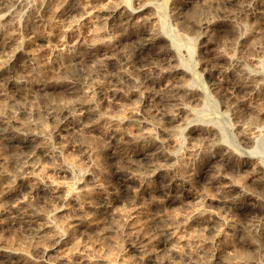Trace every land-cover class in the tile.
<instances>
[{"label":"rangeland","instance_id":"rangeland-1","mask_svg":"<svg viewBox=\"0 0 264 264\" xmlns=\"http://www.w3.org/2000/svg\"><path fill=\"white\" fill-rule=\"evenodd\" d=\"M16 1L17 3L15 0H10V3L9 0H0V3L2 2L3 6H7V14H10L2 16L1 18L3 21L0 18V33L3 36L12 35L11 37L13 40L8 46H5L7 48L4 47L3 49H0V51L3 50L4 53L6 49V51L11 52L14 47L20 45L21 38L30 33V35L34 37L32 38L33 40L30 39L28 43L22 45L24 50L27 49L29 53L33 50V53L31 54H34L33 56L36 55V57H34V63L38 64L40 67L39 69L28 70L26 72L27 75H24L23 71H21V66L26 61L23 55H17L18 57L10 63V65H13V69L16 70V73L19 74H16L19 78L20 76L22 77V75L26 78L22 77V80L25 81V83L22 81L24 84L21 83L23 86L19 84L21 85L20 87L24 89H21L19 85L16 87L14 84L7 83L8 77H5L7 76L5 75L6 72H2V75H0V89L2 91L4 89V91L2 92L0 90V124L3 123L4 125H9L11 121L16 122L17 124L19 122L18 125L23 123L21 125L22 127L24 126L27 130L31 129L28 131L31 133L34 132V135H38L37 138L39 139H37V143H40V145H38L41 149V153L38 162L37 177L30 178L25 175L27 170L20 177L25 176V181L30 186H36L38 181L43 182L48 189L58 192L60 191L64 200L61 203V201L50 196H46V198H38L37 195L30 192V189L24 190V187H22V184L18 179L20 172L23 171L26 156L25 152L11 147L7 141L4 140V137L0 136V178L2 179H0V247L2 246L1 248L5 249L7 246L11 245L12 247L9 246L7 248H13L12 250L10 249L12 252L17 250L16 253H24L25 255L30 254L28 257L31 261L42 258V254L40 253L41 246L42 249L52 247L51 255L58 254L59 256H57L66 264H85V261L89 258V256H87L89 254L91 256L88 260L89 264H98L96 260H100V264L103 262V264H159L160 261L184 264L185 260H190L194 264H237L238 262V264H264V189L262 188L261 183L255 180L259 179L261 174L252 175L257 162L264 164V98H261L264 93L253 90V92L249 94L238 95L233 92V86H231V82L228 78H223V73L226 71L232 70L233 72H237L244 68L251 73H258L264 76V25L261 24L257 15L253 17L249 14L244 16V13H233V11H231L232 13L223 14V7L220 5L221 3L219 2V5H217L218 0H209L210 2L208 0H185L186 2L184 0H166V3H164L165 0H121L127 2L130 10L138 11V17L140 18L137 17V20L135 19L136 21H131L122 27L110 28L105 23H101L104 22L101 18L98 19L95 14H93L95 17L91 15V18L85 19L81 22L80 26L73 27L72 31L68 32V30H65L66 27L63 23L67 26V23L72 20V18L70 20H68V18L62 20L61 15L67 11L69 6H72L74 9L77 8L73 12L75 14L74 16L77 17V13L80 11L78 7L80 4L84 5V3H86L85 1L89 2V9H93L94 7V9H96V5L97 8H104L107 5H110L109 3H117L120 2V0H113L115 2L112 0V2H110V0H63L62 2L65 4L61 3V0ZM201 1L204 2L201 4ZM262 1L264 5V0ZM215 2H217V4ZM211 3H214V6H211ZM100 4L103 5L101 6ZM138 4L142 7L141 10L137 8L139 7ZM2 5L0 7H2ZM74 5L78 6L76 7ZM194 7H203L204 11L202 14L207 15L208 20L211 19L216 23V27L213 30H210L211 33L204 34L205 37L202 38L201 34H199L200 31L195 25L196 23L193 21L192 11H190L193 10ZM14 9L16 10L14 11ZM155 11L158 13L161 12V14H158ZM52 12V17H50ZM57 14L59 16H57ZM13 15L17 16L14 17ZM11 16L12 18L14 17V20ZM35 16L37 17L35 18ZM222 17L225 19L224 26H217L219 24L218 22L220 20L222 21ZM200 18H202V15L199 19ZM59 19L64 22H59ZM37 21H40L41 24ZM7 22L10 25L7 24ZM103 24L105 25L102 27ZM151 27L154 31L163 33L164 37L158 41L157 45L161 49L168 50V55L173 58L170 63L165 65L166 69H170L174 66L181 67L186 71V75L184 74L182 76L181 82L185 85L197 87L202 91L200 92L202 97H200L201 100L192 101V103L190 102V105L188 103L189 106H187V112L186 110L182 111L184 113L181 112V114H179L178 117L176 116L174 120L165 121L163 118L160 119V110L157 114L154 108H148L142 104L148 93L162 92L167 89L169 83L171 84L172 79L171 77L168 78V75L166 74L167 70L164 69L165 67L162 68V71L165 70V73L158 72L157 70L154 72L153 77L155 83L148 86L149 88H146V90L144 88H140L142 90H139L138 87L135 89L134 86L133 88L130 85L124 84L122 87L124 89L121 90L123 91L122 96L115 98L111 97L112 80L110 74L113 69H126V71H123L122 69L121 71L126 74L130 73L129 75L132 74V78L136 79L135 71H137L136 68L138 65L135 60V46L138 45L139 38L145 30L151 29ZM156 27L160 28V30H157ZM35 29L37 30L35 31ZM79 29L80 31H77ZM248 29L250 31H248ZM251 29L256 30L257 32H251ZM12 30L13 32H11ZM244 30L247 31L244 32ZM168 31L170 35L168 34ZM51 32L53 35L50 34ZM66 33H70L72 36L76 34L79 38L83 39L85 44L88 43L87 46L92 40L94 43L92 44L91 42V51L94 50L93 52L96 55V59H100L101 57L104 58L103 56H110L112 58L110 63L112 66H106L105 76L92 72V68L95 66L93 60H87L83 66H66V64L63 63L65 62L63 61L64 59L55 55L53 49L63 48V46L60 45V41L64 38ZM179 33L181 34L179 35ZM256 33H258L259 36H256ZM177 35L183 36L182 38H179ZM255 36L257 37V43ZM87 38H89V40ZM172 39L175 41L172 42ZM46 40L47 42H45ZM95 40H98V42ZM248 40H250V43ZM253 41L256 44H253ZM172 43H174V46ZM13 44L18 45L13 46ZM177 44H181V46L178 47ZM250 44H253L254 46ZM28 45L31 48V52ZM45 45H47V47ZM201 50L204 51L202 52ZM112 52H114V54ZM0 55L1 60L5 59V53H0ZM19 66L20 68H18ZM82 70H87V74L85 75V73H83L84 78L81 79V81L79 80L75 82L78 86L77 94L70 92L67 90L66 85L69 81L72 82L71 78H80L81 76L79 75ZM89 70L90 72H88ZM18 71L20 73H18ZM32 71L35 72L32 74ZM57 74H59L58 76L60 77H58ZM53 76H57L55 78L58 79L56 80ZM61 77L63 78V81L61 80ZM3 78H5L6 81ZM213 81L216 83L218 81V84H220L219 82L222 83L220 86L217 85V88L215 87L213 89L210 87V83ZM3 84L4 86H2ZM44 84L46 85V88L42 89L41 87ZM16 91L17 93H15ZM257 92L258 94H256ZM82 95L87 96L96 103V105L93 106V129L82 130L80 129L79 121H75V123H71L68 126L69 130H60L57 127L58 125H54V121L46 118L44 111L45 108L50 105H55V107L58 108L64 107L61 109L62 111L65 110L66 107L69 110V113L78 112V105L76 104L78 101H76V99ZM202 100L203 103H200ZM98 104L100 105L99 107H97ZM175 107L176 106H173L169 110L173 112ZM234 107L235 109H233ZM191 111L194 113L191 114ZM38 115L40 116V120L38 119ZM64 115L66 116V114ZM135 119H138L141 123H138ZM40 121L44 124V128H46L45 130ZM28 125L29 128H27ZM241 127L247 130H242ZM173 129L175 130L173 131ZM204 131L207 132L205 133ZM219 131L222 134H220ZM144 132L146 134H144ZM210 132L212 134L216 133L211 135ZM114 133H116V135L123 141L131 139L128 141L130 142V146L121 147L122 145L119 143L110 140L108 136ZM143 134L147 135V137H143ZM140 135H142V137ZM137 136L140 138H137ZM245 136L252 137V142L248 145L241 143L242 139L245 140ZM131 137L135 138L133 142ZM220 137L225 139H220ZM208 140H212L213 145H211V141L209 142ZM154 145L155 147L158 146L159 149H163L166 153H169V157L166 160H158L159 162L157 161L154 164V167L150 168L137 167V169L136 167H128L126 171L132 177V180L129 182V189H131L129 191L136 194L138 193L139 196H137L135 200L127 199V193L124 190L115 189L112 185L114 180L115 157H118L127 147L137 151L153 147ZM160 146L162 148H160ZM231 150L233 151V154L231 153ZM243 150L254 151L255 153L253 152L254 154L251 156L253 158L248 159L247 164L239 169L241 160L244 161L247 159L245 158L246 155L243 154ZM256 152H258V154ZM229 153L230 155H228ZM219 158L222 159V162L224 161L223 163L220 161L223 165L219 162ZM170 161H174V163L172 162V164H170ZM169 164L170 167H168ZM224 165L225 167H223ZM208 166L210 167L208 168ZM153 168L156 169L154 170ZM62 169L65 171H61ZM169 177L175 179V183L177 182L176 184H178L181 190L184 188L183 190H185V194L187 195L185 201L172 204L169 202L170 195L166 194V196L165 193H161L160 183L162 185L164 181L163 179ZM210 179L213 180L209 182ZM219 199H223L224 202H219ZM97 200L99 202L102 201L103 203L111 202L112 207H107L102 210L101 213L100 211H97V209L89 207L91 203L93 204ZM24 201H31L37 204L36 210L39 208V211H41L40 213L44 214L45 212L46 218H48L51 223H54L51 224V228L44 230V232L38 235L33 231H26L22 225L13 223L12 220H14L15 214L13 209L10 211V208L16 207ZM61 204L64 205V208L58 213H54L53 210ZM173 205L175 206L173 207ZM75 216L79 218L84 216L86 219H83L89 222L88 225L83 227L84 229L75 228L71 230V232L67 229V225L71 224L72 217ZM54 217L55 220H53ZM159 217H161L160 219L163 222L165 221L169 225L173 222V225L171 224L172 229L174 228L172 238L174 241L172 240V243L175 242L178 245L179 252L177 254L169 253L167 249L164 251L165 249L156 248V238L153 240L154 236L157 237L156 232L152 228H149L148 225L159 220ZM211 221H216L219 225V228L216 231H212L210 227L207 226ZM113 223L116 225L113 226ZM133 224L135 226H133ZM111 227H115L116 229H112ZM132 227H134V231L132 230ZM135 228L137 232L135 231ZM234 228H236V230ZM253 229L255 231H253ZM61 230H64V233ZM115 230L118 233H116ZM53 231H55V233H53ZM93 231L96 234H94ZM82 232L84 233L82 234ZM131 232L136 233L132 234ZM32 233L34 234L32 235ZM56 233L58 235H56ZM116 234L118 235L117 239ZM254 234L255 239L258 238V240L256 239L257 242L255 241L256 243L254 242ZM59 235L62 236V245L54 246V239ZM86 235L87 237H85ZM101 235H103V237H101ZM131 235L134 236L132 237ZM138 237L144 241V246L141 247L142 249L139 248L133 250V248H129V242H134ZM246 243H248V245ZM143 247L145 250H143ZM237 248L241 251L239 254ZM242 249H246L245 252H242ZM18 250H22L23 252ZM26 250L28 253H26ZM60 254L63 256H60ZM243 254H245L244 257H242ZM53 255L51 257L55 256ZM146 255H151V258L149 260H144ZM96 257H98V259ZM223 258L228 262L226 263ZM93 261H95V263ZM21 262L26 264L23 261Z\"/></svg>","mask_w":264,"mask_h":264},{"label":"bare ground","instance_id":"bare-ground-1","mask_svg":"<svg viewBox=\"0 0 264 264\" xmlns=\"http://www.w3.org/2000/svg\"><path fill=\"white\" fill-rule=\"evenodd\" d=\"M19 1V0H18ZM21 1V0H20ZM45 1V0H44ZM57 1V0H56ZM63 0H61L60 2L61 3H64V2H62ZM78 1H80V0H78ZM113 1V0H112ZM111 0H110V2H112ZM164 1V0H163ZM181 1H183V0H181ZM180 1V2H181ZM185 1V0H184ZM204 1H206V0H204ZM204 1H201V4L204 2ZM209 1V0H208ZM9 2H10V0H9ZM12 2V1H11ZM10 2V3H11ZM15 2L17 3V1L15 0ZM41 2V1H40ZM50 2V1H49ZM66 2V1H65ZM86 3H84V5H79V9H80V11L77 13L78 15H77V17L76 16H74L75 14L73 13L74 12V10H76V9H74L72 6H69L68 7V9H67V11H65L61 16H62V20H64V19H67L68 18V20H70L71 18H72V20H70L68 23H67V26H66V24L65 23H63L62 22V20H60L59 19V22H62L64 25H65V27H66V29L65 30H68V32H71L72 31V28L73 27H77V26H80L81 25V22L82 21H84L85 19H88V18H91L92 16L91 15H93V14H95V16L99 19V18H101L104 22H101V23H105L106 25H108V27H110V28H114V27H122L123 25H126V24H128V23H130L131 21H134L138 16H139V13H138V11L136 12V11H133V10H130L129 8H128V4H127V2L126 1H121L120 0V2H117V3H109L110 5H107L106 7H104V8H97V5H96V9H94L93 7H91V8H93V9H89L88 7H89V2L88 1H85ZM113 2H115V1H113ZM186 2V1H185ZM192 2V1H191ZM210 2V1H209ZM212 2V1H211ZM219 2L221 3L220 5L223 7V9H222V13L223 14H227V13H230L231 11H233V13L234 12H237V13H244V16L246 15H251V17H253V16H256L257 15V18H259V20H260V22H261V24L262 25H264V5H263V1L262 0H218V4H217V2H215L217 5H219ZM5 3H6V1H5ZM15 3V4H16ZM24 3V2H23ZM30 4H32L31 2H29ZM39 3V2H38ZM47 3V2H46ZM70 3V2H69ZM77 3V2H76ZM79 3H82V2H79ZM93 3H95V2H93ZM92 3V4H93ZM97 3V2H96ZM106 3V2H105ZM164 3H166V0L164 1ZM184 3V2H183ZM194 3V2H193ZM199 3V2H198ZM208 3V2H207ZM19 4H20V2H19ZM18 4V5H19ZM42 4V3H41ZM45 4V3H44ZM65 4V3H64ZM71 4H72V2H71ZM78 4V3H77ZM90 4H91V2H90ZM97 4H99V3H97ZM156 4V3H155ZM168 4V3H167ZM182 4V3H181ZM215 4V5H216ZM2 5V2L0 3V6ZM5 5V4H4ZM13 5H14V3H13ZM50 5V4H49ZM59 5H60V3H59ZM101 5V4H100ZM103 5V4H102ZM101 5V6H102ZM175 5V4H174ZM185 5V4H184ZM200 5V4H199ZM216 5V6H217ZM20 6V5H19ZM23 6V5H22ZM40 6V5H39ZM66 6V5H65ZM74 6H76V5H74ZM78 6V5H77ZM76 6V7H77ZM138 6H139V4H138ZM182 6V5H181ZM197 6V5H196ZM202 6V5H201ZM211 6H214V3L212 4L211 3ZM210 6V7H211ZM9 7H10V4H9ZM15 7V6H14ZM154 7H156V6H154ZM158 7V6H157ZM174 7V6H173ZM61 8V7H60ZM65 8V7H64ZM138 9H140L141 10V6H139V7H137ZM169 8V7H168ZM171 8V7H170ZM206 8V7H205ZM37 9V8H36ZM78 9V10H79ZM137 9V10H138ZM186 9V8H185ZM207 9V8H206ZM208 9H209V7H208ZM16 9H14V11H15ZM43 10V9H42ZM50 10H51V8H50ZM54 10V9H53ZM64 10V9H63ZM146 10V9H145ZM175 10V9H174ZM212 10V9H211ZM14 11H13V13H14ZM37 11V10H36ZM190 11H192V18H193V21L196 23L195 25H196V27L198 28V30L200 31V33L199 34H201V38L202 37H205V35L204 34H207V33H209L210 32V30H213L215 27H216V23L215 22H213V20H211V19H207V15H203L202 13H203V11H204V8L203 7H194L193 8V10H190ZM210 11V10H209ZM209 11H208V15H209ZM10 12V11H9ZM40 12V11H39ZM48 12V11H47ZM156 13H158L157 11H155ZM171 12V11H170ZM8 13V8H7V6H3L2 5V7H0V18L2 17V16H5V15H10V14H7ZM59 13V12H58ZM62 13V12H61ZM175 13V12H174ZM232 13V12H231ZM49 14V13H48ZM52 14H53V12L51 13V16L50 17H52ZM158 14H161V12L160 13H158ZM178 14V13H177ZM206 14V13H205ZM38 15V14H37ZM44 15V14H43ZM179 15V14H178ZM177 15V16H178ZM202 15V18H200L199 19V17ZM231 15V14H230ZM236 15V14H235ZM14 16V15H13ZM15 16H17V15H15ZM14 16V17H15ZM39 16V15H38ZM57 16H59L58 14H57ZM94 15H93V17H95ZM141 16V15H140ZM159 16V15H158ZM13 17V18H14ZM37 16H35V18H36ZM46 17V16H45ZM225 17V16H224ZM228 17H230V16H228ZM236 17V16H235ZM7 18H8V16H7ZM11 18H12V16H11ZM12 18V19H13ZM58 18V17H57ZM138 18H140V17H138ZM191 18V19H192ZM223 18V17H222ZM226 18V17H225ZM11 19V20H12ZM159 19H161V18H159ZM1 20L3 21V19L1 18ZM14 20V19H13ZM16 20V19H15ZM31 20V19H30ZM41 20V19H40ZM46 20V19H45ZM101 20V21H102ZM137 20V19H136ZM135 20V21H136ZM178 20V19H177ZM229 20V19H228ZM235 20V19H234ZM6 21H7V19H6ZM22 21V20H21ZM48 21V20H47ZM92 21V20H91ZM98 21V20H97ZM158 21V20H157ZM181 21V20H180ZM224 21H225V19L223 18L222 19V21L220 20L218 23V25L217 26H222L223 24H224ZM12 22V21H11ZM10 22V23H11ZM34 22H35V20H34ZM38 22V21H37ZM40 22V21H39ZM38 22V23H39ZM51 22V21H50ZM89 22H90V20H89ZM99 22H100V20H99ZM141 22V21H140ZM143 22V21H142ZM2 23V22H1ZM17 23V22H16ZM15 23V24H16ZM23 23V22H22ZM21 23V24H22ZM26 23V22H25ZM88 23V22H87ZM133 23V22H132ZM138 23V22H137ZM160 23V22H159ZM158 23V24H159ZM178 23V22H177ZM7 24H9L8 22H7ZM33 24V23H32ZM40 24H41V22H40ZM83 24V23H82ZM105 24H103L102 25V27L105 25ZM228 24V23H227ZM10 25V24H9ZM8 25V26H9ZM36 25H37V23H36ZM63 25V26H64ZM86 25V24H85ZM131 25V24H130ZM140 25V24H139ZM161 25V24H160ZM0 26H1V24H0ZM7 26V25H6ZM32 26H34V25H32ZM38 26V25H37ZM43 26V25H42ZM83 26H84V24H83ZM138 26V25H137ZM224 26V25H223ZM231 26V25H230ZM252 26V25H251ZM16 27V26H15ZM23 27V26H22ZM99 27V26H98ZM101 27V28H102ZM146 27H147V25H146ZM158 27H159V25H158ZM253 27V26H252ZM264 27V26H263ZM11 28V27H10ZM14 28V27H13ZM27 28V27H26ZM29 28V27H28ZM38 28H39V26H38ZM81 28V27H80ZM124 28V27H123ZM144 28V27H143ZM157 28V27H156ZM164 28V27H163ZM162 28V29H163ZM166 28V27H165ZM186 28V27H185ZM184 28V29H185ZM240 28V27H239ZM248 28V27H247ZM3 29V28H2ZM6 29V28H5ZM23 29H24V27H23ZM30 29H31V27H30ZM76 29V28H75ZM151 29H152V27H151ZM147 29V30H145V32L142 34V36L139 38V42H138V45L137 46H135L136 47V50H135V52H136V63H137V65H138V67L136 68L137 69V71H135L136 73V79H133L132 78V74L131 75H129L130 73H123L122 71H121V69H119L118 67V69H113V71H112V73L110 74V76H111V80H112V83H111V97H113V98H115V97H118V96H122V92L123 91H121L122 89H124V88H122L123 87V85L125 84V85H130V86H134L135 87V89H136V87H138L139 88V90H142L143 88L146 90V88H149L148 86H150L151 84H154L155 83V79H154V77H153V75H154V72L157 70L158 72H164V71H162V68L163 67H165V65L166 64H168V63H170L171 61H172V57H170L169 55H168V53H169V51L168 50H164L163 48L161 49V48H159L158 47V41L161 39V38H163L164 37V35H163V33H159V31L158 32H156V31H154V29ZM160 30V28H157V30ZM162 29H161V31H162ZM231 29V28H230ZM246 29V28H245ZM250 29V28H249ZM248 29V31H250ZM15 30V29H14ZM25 30V29H24ZM28 30V29H27ZM32 30V29H31ZM30 30V31H31ZM33 30H34V28H33ZM37 29H35V31H36ZM98 30V29H97ZM108 30H109V28H108ZM113 30V29H112ZM118 30V29H117ZM156 30V29H155ZM173 30V29H172ZM196 30V29H195ZM194 30V31H195ZM235 30V29H234ZM252 30V29H251ZM4 31V30H3ZM39 31V30H38ZM49 31V30H48ZM77 31H80V29L79 30H77ZM95 31H96V29H95ZM94 31V32H95ZM127 31V30H126ZM197 31V30H196ZM245 31H247V30H244V32ZM253 31H255V32H257L256 30H252L251 32H253ZM5 32V31H4ZM3 32V33H4ZM7 32V31H6ZM10 32V31H9ZM11 32H13V30L11 31ZM27 32V31H26ZM28 32H29V30H28ZM74 32V31H73ZM72 32V33H73ZM250 32V33H251ZM17 33V32H16ZM23 33V32H22ZM31 33H32V31H31ZM48 33V32H47ZM76 33V32H75ZM74 33V34H75ZM81 33V32H80ZM110 33V32H109ZM211 33V32H210ZM11 34V33H10ZM19 34H21V33H19ZM24 34H25V32H24ZM34 34H36V33H34ZM37 34H39V33H37ZM50 34H52V32L50 33ZM78 34V33H77ZM83 34H84V32H83ZM95 34V33H94ZM121 34V33H120ZM124 34V33H123ZM168 34H169V31H168ZM174 34V33H173ZM177 34H178V32H177ZM181 33H179V35H180ZM196 34V33H195ZM243 34V33H242ZM253 34V33H252ZM14 35V34H13ZM29 35H30V33H29ZM28 34H26L23 38H21V42H20V45L19 46H17V47H14L13 49H12V51L11 50H9V51H11V52H8V51H6V49H5V55H6V57H5V59H3V60H1L0 59V75H2V72L4 71V72H6V74L5 75H7V76H5V77H8V79H7V83H10V84H14V85H16V87H17V85H19V84H21L22 83V77H23V75H22V77L20 76V78L17 76V75H19V74H17L16 73V70H14L13 68V65H10V63H12L14 60H15V58L16 57H18L17 55H23L24 57H25V62H24V64L21 66V71H23V73H24V75L26 74L27 75V71L28 70H34V69H39V65L38 64H35L34 63V57H36V55L35 56H33L31 53H33V50H32V52H31V48H30V46L28 47L29 49H30V52L31 53H29L28 52V50L26 51V50H24V48H23V45L24 44H26V43H28V41L31 39V40H33L32 38H34V37H32L31 35L29 36ZM32 35H33V33H32ZM40 35V34H39ZM38 35V36H39ZM42 35H44V34H42ZM53 35V34H52ZM82 35V34H81ZM80 35V36H81ZM104 35V34H103ZM102 35V36H103ZM122 35V34H121ZM170 35V34H169ZM179 35H177V36H179ZM184 35V34H183ZM182 35V36H183ZM249 35H251V34H249ZM256 36L258 35V33H256L255 34ZM12 36V35H11ZM11 36H8V35H6V36H3L1 33H0V49H3L5 46H8V44L9 43H11L13 40H12V37ZM15 36V35H14ZM34 36V35H33ZM45 36V35H44ZM74 36H77L76 34L74 35ZM74 36H72L70 33H66L65 34V36H64V38L60 41V45L61 46H63V48H61V49H53L54 50V52H55V55L56 56H60V57H62L64 60L63 61H65V62H63V63H65L66 64V66H83L84 64H85V62H87V60H90V61H92L93 60V62H94V64H95V66H94V68H92V72H94V73H97V74H101V75H106V66L107 65H110V63H111V57L110 56H103V55H101V56H103L104 58H100V59H96L95 58V54H94V50L93 51H91V49H92V45H91V42H92V40H91V42L90 41H88V42H90L89 43V45L87 46V44H85L84 42H83V39L82 38H79L78 36L77 37H74ZM91 36V35H90ZM182 36H179V38H182ZM197 36H199V35H197ZM207 36V35H206ZM209 36V35H208ZM238 36V35H237ZM252 36V35H251ZM250 36V37H251ZM255 36V37H256ZM259 36V35H258ZM19 37V36H18ZM37 37V36H36ZM47 37V36H46ZM84 37V36H83ZM97 37V36H96ZM195 37V36H194ZM14 38V37H13ZM39 38V37H38ZM99 38V37H98ZM104 38V37H103ZM112 38V37H111ZM115 38V37H114ZM121 38V37H120ZM120 38H119V40H120ZM123 38V37H122ZM126 38V37H125ZM188 38V37H187ZM253 38V37H252ZM261 38H263V37H261ZM261 38H260V40H261ZM85 39H86V35H85ZM88 40H89V38H87ZM90 39H91V37H90ZM184 39V38H183ZM211 39V38H210ZM48 40V39H47ZM47 40L45 41V42H47ZM164 40V39H163ZM250 40H251V38H250ZM250 40H248V42L250 41ZM15 41H19V40H15ZM96 42H98V40H95ZM112 41V40H111ZM134 41V40H133ZM138 41V40H137ZM175 40H173L172 39V42H174ZM184 41V40H183ZM254 41H255V39H254ZM254 41H253V44H256L257 43V37H256V43H254ZM263 41V40H262ZM86 42V41H85ZM13 43H16V42H13ZM31 43V42H30ZM33 43V42H32ZM94 42H92V44H93ZM100 43H102V42H100ZM117 43V42H116ZM246 43V42H245ZM250 43V42H249ZM252 43V42H251ZM259 43H260V41H259ZM23 44V45H22ZM97 44V43H96ZM103 44V43H102ZM174 43H172V45H173ZM247 44V43H246ZM253 44H250V45H252V46H254ZM11 45V44H10ZM16 45H18V44H13V46H16ZM49 45V44H48ZM178 45V44H177ZM44 46V45H43ZM46 47H47V45H45ZM102 46V45H101ZM125 46V45H124ZM174 46V45H173ZM179 46H181V44L180 45H178V47ZM202 46H205V45H202ZM256 46V45H255ZM258 46V45H257ZM55 47V46H54ZM57 47V46H56ZM94 47V46H93ZM161 47H162V45H161ZM176 47V46H175ZM250 47V46H249ZM5 48H7V47H5ZM40 48V47H39ZM42 48V47H41ZM126 48V47H125ZM164 48H166V47H164ZM204 48H206V47H204ZM254 48V47H253ZM50 49V48H49ZM52 49V48H51ZM95 49V48H94ZM124 49V48H123ZM247 49H248V47H247ZM8 50V49H7ZM97 50V49H96ZM100 50V49H99ZM104 50V49H103ZM125 50V49H124ZM180 50V49H179ZM171 51V50H170ZM175 51V50H174ZM187 51V50H186ZM202 51V50H201ZM204 51V50H203ZM202 51V52H203ZM250 51V50H249ZM7 52V53H6ZM257 52V51H256ZM0 53H2V54H4L3 53V50H1L0 51ZM35 53V52H34ZM101 53V52H100ZM104 53V52H103ZM113 54H114V52H112ZM188 53V52H187ZM262 53V52H261ZM52 54V53H51ZM112 54V55H113ZM4 55V56H5ZM98 55V54H97ZM173 55V54H172ZM201 55V54H200ZM1 56V55H0ZM3 56V55H2ZM174 57V56H173ZM1 58H3V57H1ZM20 58V57H19ZM22 58V57H21ZM59 58V57H58ZM213 59V58H212ZM17 60V59H16ZM24 60V59H23ZM38 60V59H37ZM175 60H176V58H175ZM197 60V59H196ZM60 61H61V59H60ZM201 61V60H200ZM20 62V61H19ZM37 62V61H36ZM197 62V61H196ZM199 62V61H198ZM21 63H23V62H21ZM126 63H127V61H126ZM130 63V62H129ZM42 64V63H41ZM93 64V65H94ZM116 64V63H115ZM258 64V63H257ZM114 65V64H113ZM117 65V64H116ZM121 65V64H120ZM126 65V64H125ZM130 65V64H129ZM169 65H171V64H169ZM193 65V64H192ZM259 65V64H258ZM110 66H112V65H110ZM115 66V65H114ZM173 66V65H172ZM59 67H61V66H59ZM168 67V66H167ZM242 67H244V66H242ZM18 68H20V66L18 67ZM62 68H65V67H62ZM91 68H90V70H91ZM168 68H170V67H168ZM41 69V68H40ZM46 69V68H45ZM67 69V68H66ZM164 69H166V67L164 68ZM18 70V69H17ZM42 70V69H41ZM44 70V69H43ZM90 70L88 71V72H90ZM123 70V69H122ZM167 71H166V74L168 75V78L169 77H171V79H172V82H171V84L169 83V86H167V89H165L164 91H162V92H157V93H148V95L144 98V101L142 102V104H143V106H145V107H148V108H154V110L156 111V113L158 114V112H159V110H160V119H164L165 121L167 120H174V118H176V116L178 117V115L179 114H181V112L182 111H184V110H186V112H187V106H189L190 105V102L192 103V101L194 102V101H198V100H201L200 99V97H201V93L200 92H202L200 89H198L197 87H192V86H190V85H185V84H183L182 82H181V79H182V76L185 74L186 75V71L184 70V69H182L181 67H179V66H174V67H171L170 69H166ZM215 70V69H214ZM59 71V70H58ZM69 71V70H68ZM123 71H126V69L125 70H123ZM239 71V72H238ZM237 72H233L232 70H229V71H226L225 73H223V78L224 79H226V78H228V80L231 82V86H233L232 88H233V92H235L236 94H242V95H246V94H249V93H251V92H253V90H257L258 92L259 91H261L262 93H264V76H262V75H260V74H258V73H251V72H249L248 70H246L245 68L244 69H240V70H238ZM29 72H31V71H29ZM28 72V73H29ZM33 72H35V71H32V74H33ZM37 72H39V71H37ZM43 72V71H42ZM81 72V74L79 75V76H81L80 78H75V77H73V78H71L72 79V82H68V84L66 85L67 86V90H69L70 92H74V93H76L77 94V88H78V86L76 85V81H81V79H83L84 77H83V73H85V75L87 74L86 72H87V70L85 71V70H82V71H80ZM18 73H20L19 71H18ZM22 73V74H23ZM45 73V72H44ZM59 73V72H58ZM63 73V72H62ZM165 73V72H164ZM212 73V72H211ZM17 74V75H16ZM47 74V73H46ZM134 74V75H135ZM48 75V74H47ZM59 74H57V76H58ZM60 75H62V74H60ZM67 75V74H66ZM65 75V76H66ZM166 75V76H167ZM57 76H55V77H57ZM64 76V75H63ZM68 76H70V75H68ZM78 76V77H79ZM190 76V75H189ZM195 76V75H194ZM2 77V76H1ZM4 77V76H3ZM31 77V76H30ZM54 76H53V78H55ZM58 77H60V76H58ZM23 78H25V77H23ZM29 78V77H28ZM48 78H49V76H48ZM48 78H47V80H48ZM65 78V77H64ZM68 78V77H67ZM196 78V77H195ZM3 79H5V78H3ZM26 79V78H25ZM45 79V78H44ZM51 79V78H50ZM49 79V80H50ZM56 79V78H55ZM58 79V78H57ZM56 79V80H57ZM60 79V78H59ZM28 80H30V79H28ZM54 80V79H53ZM61 80L63 81V78L61 77ZM70 80V79H69ZM74 80V81H73ZM157 80V79H156ZM191 80V79H190ZM2 81V80H1ZM5 81H6V79H5ZM11 82H13V83H11ZM24 83H25V81H23ZM27 82H29V81H27ZM50 82V81H49ZM183 82H184V80H183ZM190 82V81H189ZM209 82V81H208ZM24 83H22V84H24ZM30 83V82H29ZM52 83V82H51ZM82 83V82H81ZM220 84H218V81H217V83L216 82H211L210 83V87H212L213 89L218 85V86H220L221 85V83L222 82H219ZM21 84V85H22ZM1 85V84H0ZM21 85H19V87L21 86ZM48 85V84H47ZM54 85V84H53ZM2 86H4V84L2 85ZM23 86V85H22ZM199 86H200V84H199ZM14 87V86H13ZM39 87H41V86H39ZM49 87V86H48ZM133 87V88H134ZM209 87V88H210ZM1 88V87H0ZM21 88V87H20ZM26 88V87H25ZM42 89H45L46 88V85L44 84L42 87H41ZM140 88H142V89H140ZM217 88V87H216ZM19 89V88H18ZM21 89H24V88H21ZM205 89V88H204ZM1 90V89H0ZM41 90V89H40ZM218 90V89H217ZM2 91V90H1ZM3 91H4V89H3ZM2 91V92H3ZM18 91V90H17ZM17 91L15 92V93H17ZM30 91V90H29ZM26 92V91H25ZM258 92L256 93V94H258ZM21 93V92H20ZM210 93V92H209ZM4 94V93H3ZM27 94V93H26ZM25 94V95H26ZM29 94V93H28ZM261 94V93H260ZM6 95V94H5ZM10 95H12V94H10ZM9 95V96H10ZM17 95V94H16ZM19 95V94H18ZM25 95H24V97H25ZM95 95V94H94ZM93 95V96H94ZM97 95V94H96ZM123 95H124V93H123ZM20 96V95H19ZM91 96H92V94H91ZM90 96V97H91ZM256 96V95H255ZM12 97V96H11ZM249 97V96H248ZM251 97V96H250ZM13 98V97H12ZM96 98H97V96H96ZM202 98V97H201ZM261 98H264V94H263V97L261 96ZM19 99V98H18ZM17 99V100H18ZM98 99V98H97ZM263 100V99H262ZM3 101H4V99H3ZM22 101V100H21ZM27 101V100H26ZM76 101H78L76 104L78 105L77 106V109H78V112H76V113H69V110L65 107V110H61V109H63V108H58V107H55V105L53 106V105H50V106H48V107H46L45 108V115H46V118H49V119H51V121H54L55 123H54V125H58L57 127L60 129V130H65V129H68V126L71 124V123H75V121H79V126H80V129H82V130H91V129H93L94 128V121H93V116H94V108H93V106L94 105H96V103H94V101L92 100V99H90V98H88L87 96H84V95H82L81 97H77V99H76ZM98 101H99V99H98ZM98 101H97V103H98ZM258 101V100H257ZM203 103V100L202 101H200V103ZM188 103H189V105H188ZM11 104H13V103H11ZM75 104V105H76ZM1 105V104H0ZM25 105V104H24ZM34 105V104H33ZM204 105V104H203ZM228 105H229V103H228ZM237 105V104H236ZM257 105V104H256ZM4 106V105H3ZM26 106H28V105H26ZM31 106V105H30ZM29 106V107H30ZM100 105L98 104V106L97 107H99ZM173 106H176L175 107V110H173V112H171L169 109L171 108V107H173ZM233 106V105H232ZM238 106V105H237ZM2 107V106H1ZM3 108V107H2ZM96 108V107H95ZM230 108H231V103H230ZM98 109V108H97ZM189 109V108H188ZM233 109H235V107L233 108ZM2 110V109H1ZM96 110V109H95ZM231 110V109H230ZM239 111V110H238ZM96 112V111H95ZM150 112V111H149ZM236 112V111H235ZM234 112V113H235ZM29 113V112H28ZM38 113V112H37ZM41 113V112H40ZM182 113H184V112H182ZM188 113H189V111H188ZM194 112H192L191 111V114H193ZM4 114V113H3ZM64 114H66V116L64 115ZM184 115V114H183ZM39 116V115H38ZM37 116V117H38ZM42 116H43V114H42ZM41 116V117H42ZM264 116V115H263ZM242 117V116H241ZM43 118V117H42ZM253 118V117H252ZM39 120H40V116H39V118H38ZM159 119V118H158ZM158 119H157V121H158ZM264 119V118H263ZM16 120V119H15ZM46 120V119H45ZM135 120H137L138 121V123H141L138 119H135ZM245 120H246V118H245ZM249 120V119H248ZM38 121V120H37ZM243 121V120H242ZM250 121V120H249ZM256 121V120H255ZM41 122V124H43L42 123V121H40ZM39 122V123H40ZM244 122V121H243ZM243 122H242V124H243ZM45 123V122H44ZM57 123V124H56ZM184 123V122H183ZM182 123V124H183ZM250 123H252V122H250ZM258 123V122H257ZM256 123V124H257ZM18 124H19V122H18ZM16 122H14V121H11L10 122V124L9 125H4L3 123L2 124H0V136H2V137H4V140L5 141H7V143L11 146V147H14V148H17V149H19L20 151H22V152H25V162H24V165H23V171L22 172H20V175H19V179L18 180H20L19 182L22 184V187H24L23 189L24 190H27V189H30V192L31 193H33V194H35V195H37V197L38 198H46V196H50V197H53L54 199H56V200H58V201H61V203L63 202V200H64V198H62V196H61V194H60V191L58 192V191H55V190H50V189H48L47 187H46V185L43 183V182H41V181H38L37 182V185L36 186H30L29 184H27V182L25 181V179H26V177L24 176V177H20V176H22L23 175V173L27 170V172H26V174L25 175H27L28 177H30V178H35V176H36V174H37V170H38V162H39V160H40V153H41V149H40V147H39V145H40V143H37L38 141H37V139H39V138H37V136L38 135H34L33 133H31V132H29L27 129H25V127L23 126H21V125H18ZM204 124V123H203ZM246 124H247V122H246ZM254 124V123H253ZM53 125V126H54ZM201 125V124H200ZM205 125V124H204ZM217 125V124H216ZM26 126V125H25ZM180 126V125H179ZM197 126V125H196ZM202 126V125H201ZM205 126H207V125H205ZM209 126V125H208ZM243 126V125H242ZM210 127V126H209ZM240 127V126H239ZM27 128H29V125H28V127ZM43 128H44V124H43ZM203 128V127H202ZM208 128V127H207ZM206 128V129H207ZM39 129V128H38ZM38 129H37V131H38ZM46 128H44V130H45ZM172 129V128H171ZM178 129V128H177ZM205 129V130H206ZM210 129V128H209ZM241 129L242 130H245V128H242L241 127ZM69 130V129H68ZM175 129H173V131H174ZM247 130V129H246ZM245 130V131H246ZM197 131V130H196ZM41 132H42V130H41ZM44 132V131H43ZM147 132V131H146ZM205 132V131H204ZM207 132V131H206ZM205 132V133H206ZM212 132V131H211ZM210 132V133H211ZM240 132V131H239ZM243 132V131H242ZM45 133V132H44ZM112 133V132H111ZM147 133H149V132H147ZM196 133V132H195ZM216 133V132H215ZM214 133V134H215ZM219 133H220V131H219ZM119 134V133H118ZM144 134H146L145 132H144ZM143 134V137H147V135H144ZM151 134V133H150ZM214 134H212L211 133V135H214ZM220 134H222V133H220ZM219 134V135H220ZM243 134V133H242ZM209 135V134H208ZM121 136H122V134H121ZM141 137H142V135H140ZM202 136L204 137V135L202 134ZM206 136V135H205ZM221 136V135H220ZM243 136H244V134H243ZM109 137V139L110 140H112V141H114V142H116V143H119L120 145H122L121 147H125V146H130V142H128V141H130V140H128V141H123L121 138H119L117 135H116V133H114V134H111L110 136H108ZM150 137H151V135H150ZM217 137H219V136H217ZM41 138V137H40ZM122 138H124V137H122ZM132 138V137H131ZM137 138H140L139 136H137ZM152 138V137H151ZM208 138H210V137H208ZM225 139V138H223V137H220V139ZM240 138V137H239ZM242 138V137H241ZM252 137L251 136H249V137H247V136H245V140L244 139H242L241 140V143L242 144H244V145H248V144H250L251 142H252V139H251ZM135 138H132V142H133V140H134ZM204 139V138H203ZM206 139V138H205ZM211 139V138H210ZM217 139H219V138H217ZM137 140V139H136ZM212 140H213V138H212ZM212 140H208L210 143H211V145H213V141ZM216 140V139H215ZM254 140V139H253ZM41 141V140H40ZM39 141V142H40ZM141 141V140H140ZM152 141H153V139H152ZM219 141V140H218ZM223 141V140H222ZM42 142V141H41ZM132 142H131V144H132ZM137 142H138V140H137ZM155 142V141H154ZM157 142V141H156ZM215 142V141H214ZM217 142V141H216ZM240 142V141H239ZM263 142H264V138H263ZM45 143V142H44ZM115 143V144H116ZM136 143V142H135ZM157 143H159V142H157ZM39 144V145H38ZM47 144V143H46ZM160 144V143H159ZM158 144V145H159ZM207 144H208V142H207ZM256 144H258V143H256ZM45 145V144H44ZM117 145V144H116ZM134 145V144H133ZM100 146V145H99ZM98 146V147H99ZM136 146V145H135ZM162 146V145H161ZM160 146V148H162ZM218 146V145H217ZM126 148V149H124L123 151H122V153L121 152H119V153H121L118 157H115V161H114V180H113V182H112V185H113V188H115V189H120V190H124L126 193H127V196H126V198L127 199H130V200H135L136 198H137V196H139L138 195V193L136 194V193H133V192H130L129 190H131V189H129V182L132 180V177L127 173V171H126V169L128 168V167H144V168H150V167H154V164L158 161V160H166L168 157H169V153H166L165 151H163V149H159V147L158 146H156L155 147V145L153 146V147H150V148H146V149H143V150H137V151H135V150H132L131 148ZM220 147V146H219ZM226 147V146H225ZM224 147V148H225ZM257 147V146H256ZM103 148V147H102ZM222 148H223V146H222ZM120 149V148H119ZM214 149H215V147H214ZM221 149V148H220ZM122 150V149H121ZM120 150V151H121ZM229 150V149H228ZM220 151V150H219ZM218 151V152H219ZM225 151V150H224ZM244 151V153L243 154H245L246 156H245V158H247L246 160H244V161H242L241 160V162H240V164H239V169L242 167H244L246 164H247V161H248V159H251V158H253V157H251L254 153L252 152V151H246V150H243ZM97 152V151H96ZM233 151L231 150V153H232ZM43 153V152H42ZM221 153V152H220ZM227 153V152H226ZM257 154H258V152H256ZM172 154H174V153H172ZM225 154V153H224ZM224 154H223V156H224ZM233 154V153H232ZM219 155V154H218ZM226 155V154H225ZM228 155H230V153L228 154ZM240 156V155H239ZM174 157H175V155H174ZM220 157H221V155H220ZM171 158V157H170ZM244 158V159H245ZM172 159V158H171ZM170 159V160H171ZM227 159H228V157H227ZM174 160V159H173ZM178 160V159H177ZM212 160H214V159H212ZM219 160V162L222 160L221 158H219L218 159ZM224 160V159H223ZM176 161V160H175ZM227 161V160H226ZM230 161V160H229ZM239 161V160H238ZM159 162V161H158ZM171 162V161H170ZM173 163H174V161H172ZM172 162L170 163V164H172ZM201 162V161H200ZM222 162V161H221ZM220 162V163H221ZM224 162V161H223ZM222 162V163H223ZM221 163V164H222ZM228 163V162H227ZM232 163V162H231ZM73 164V163H72ZM145 164V165H144ZM170 164L168 165V167H170ZM175 164H176V162H175ZM213 164V163H212ZM216 164H217V160H216ZM219 164V163H218ZM257 165H255V167H254V171L252 172V175H254V174H261V177H259V179H255V180H257V181H259V183H261V185H262V188L264 189V164H262V163H260V162H257L256 163ZM157 165V164H156ZM223 165V164H222ZM222 165H221V168H222ZM227 165V164H226ZM232 165V164H231ZM158 166V165H157ZM173 166V165H172ZM218 166V165H217ZM220 166V165H219ZM66 167V166H65ZM73 167V166H72ZM156 167V166H155ZM159 167H160V165H159ZM193 167V166H192ZM210 166H208V168H209ZM223 167H225V165L223 166ZM135 168V169H136ZM60 169H61V167H60ZM59 169V170H60ZM65 169V168H64ZM64 169H62L61 171H65ZM78 169V168H77ZM138 169V168H137ZM154 170L156 169V168H153ZM168 169V168H167ZM169 169H171V168H169ZM68 170V169H67ZM194 170V169H193ZM78 171V170H77ZM82 171V170H81ZM173 171V170H172ZM180 171V170H179ZM169 172V171H168ZM175 172V171H174ZM170 173V172H169ZM194 173V172H193ZM1 174V173H0ZM29 174V175H28ZM164 174V173H163ZM174 174V173H173ZM183 175V174H182ZM5 177V176H4ZM37 177V176H36ZM174 177V176H173ZM161 178V177H160ZM1 179V178H0ZM162 179V178H161ZM2 180V179H1ZM164 181H163V183H162V185H161V183H160V190H161V193L163 192V193H165V195L167 194H169L170 196H169V202L170 203H172V204H174V203H181V202H183V201H185L186 199H187V195L185 194V190H183L184 188H182V190L179 188V186H178V184H176L175 183V179H172V178H165V179H163ZM180 180H181V177H180ZM213 179H210L209 180V182H211ZM256 181V182H257ZM133 182V181H132ZM186 182V181H185ZM208 182V183H209ZM182 184V183H181ZM181 184H180V186H181ZM131 188V187H130ZM22 189V190H23ZM158 189V188H157ZM186 189V188H185ZM9 190V189H8ZM140 190V189H139ZM129 191V192H128ZM138 192V191H137ZM189 193V192H188ZM187 193V194H188ZM80 194V193H79ZM78 194V195H79ZM190 194V193H189ZM4 195V194H3ZM81 195V194H80ZM166 195V196H167ZM77 196V195H76ZM122 197V196H121ZM107 200V199H106ZM93 201V200H92ZM92 201H90V202H92ZM89 202V203H90ZM108 202V201H107ZM219 202H224V200L223 199H219ZM167 203V202H166ZM112 204H111V202H108V203H103L102 201L101 202H99L98 200L96 201V202H94L93 204L91 203L90 204V206L89 207H93L94 209H97V211H100V213L102 212V210H104V209H106L107 207H109V206H111ZM167 205V204H166ZM36 206H37V204H35L34 202H31V201H24V202H22L21 204H18L16 207H11L10 208V211L13 209V211H14V214H15V218H14V220H12L13 221V223H15V224H19V225H22L23 226V228L26 230V231H33V232H35L36 234H40V233H42V232H44V230H46V229H49V228H51V224H54V223H51L50 221H49V219L48 218H46V214H45V212H44V214L43 213H40L41 211H39V208L36 210ZM175 205H173V207H174ZM112 207V206H111ZM166 207V206H165ZM167 207H168V205H167ZM169 207H171V206H169ZM236 207V206H235ZM238 207V206H237ZM64 208V205L63 204H61L59 207H57L55 210H53L54 211V213H58L60 210H62ZM166 210V209H165ZM43 212V211H42ZM95 213V212H94ZM93 213V214H94ZM99 214V213H98ZM158 214V213H157ZM170 215V214H169ZM49 216V215H48ZM55 216H57V215H55ZM88 216V215H87ZM90 216V215H89ZM91 216H93V215H91ZM100 216V215H99ZM81 217V216H80ZM152 217V216H151ZM154 217V216H153ZM169 217V216H168ZM73 219H72V222H71V224L70 225H67L68 226V230L69 231H71V230H73V229H81V228H83V227H85V225H88V222L85 220L86 219V217H82V218H79V217H72ZM83 218H85V219H83ZM157 218V217H156ZM155 218V219H156ZM161 217H159V220H156V221H154V222H150L149 224L150 225H148V227L149 228H152L153 230H155V232H156V236L157 237H153V240L156 238V248H161V249H165L164 251H166V249L168 250V252L169 253H172V254H177L178 252H179V249H178V245L175 243H172V238H173V233H174V228L172 229V226H171V224L173 225V222L172 223H170V225L169 224H167V222H163L161 219H160ZM91 219V218H90ZM147 219V218H146ZM146 219H145V221H146ZM53 220H55V217L53 218ZM142 220H144V219H142ZM166 220V219H165ZM1 221V220H0ZM93 221V220H92ZM147 223V222H146ZM95 224V223H94ZM114 224V223H113ZM143 224V223H142ZM91 225V224H90ZM93 225V224H92ZM116 224H114L113 226H115ZM124 225V224H123ZM144 225H145V223H144ZM206 225V224H205ZM52 226H55V225H52ZM67 226H64V227H67ZM128 226H129V224H128ZM127 226V227H128ZM130 226H131V224H130ZM133 226H135L134 224H133ZM207 226H209L210 227V229L212 230V231H216L218 228H219V225L216 223V221H211L209 224H207ZM236 226V225H235ZM61 227V226H60ZM64 227H63V229H64ZM92 227V226H91ZM117 227H119V226H117ZM144 227V226H143ZM147 227V226H146ZM147 227V228H148ZM88 228V227H87ZM90 228V227H89ZM112 228V227H111ZM115 227H113L112 229H114ZM120 228V227H119ZM130 228V227H129ZM133 229V231H134V227H132ZM145 228V227H144ZM230 228H231V226H230ZM248 228V227H247ZM251 228V227H250ZM62 229V228H61ZM84 229V228H83ZM116 229V228H115ZM121 229V228H120ZM124 229V228H123ZM235 230H236V228H234ZM238 229V228H237ZM241 229V228H240ZM243 229V228H242ZM52 230H53V228H52ZM55 230V229H54ZM56 230H58V229H56ZM60 230V229H59ZM65 230V229H64ZM63 230V231H64ZM108 230V229H107ZM137 230H138V228H137ZM146 230V229H145ZM149 230V229H148ZM230 230V229H229ZM252 230V229H251ZM250 230V231H251ZM62 231V230H61ZM62 231V232H63ZM89 231V230H88ZM102 231V230H101ZM111 231V230H110ZM122 231V230H121ZM135 231H136V228H135ZM253 231H255L254 229H253ZM59 232V231H58ZM57 232V233H58ZM66 232V231H65ZM68 232V231H67ZM72 232V231H71ZM75 232V231H74ZM77 232V231H76ZM115 232H116V230H115ZM123 232H124V230H123ZM137 232V231H136ZM136 232H134V233H136ZM235 232V231H234ZM247 232H249V231H247ZM53 233H55V231H53ZM56 233V235H58ZM64 233V232H63ZM81 233V232H80ZM84 232H82V234H83ZM93 233H94V231H93ZM100 233V232H99ZM108 233V232H107ZM116 233H118V232H116ZM132 233V232H131ZM134 233H132V234H134ZM240 233V232H239ZM242 233H244V232H242ZM255 233V232H254ZM34 233H32V235H33ZM36 234H35V237H36ZM60 234V233H59ZM62 234V233H61ZM66 234V233H65ZM64 234V235H65ZM71 234H73V233H71ZM71 234H70V236H71ZM75 234V233H74ZM94 234H96V233H94ZM98 234V233H97ZM106 234V233H105ZM126 234V233H125ZM237 234H238V232H237ZM249 234V233H248ZM251 234H252V232H251ZM37 235V236H38ZM42 235V234H41ZM44 235V234H43ZM50 235V234H49ZM88 235V234H87ZM87 235L85 236V237H87ZM93 235V234H92ZM107 235H109V234H107ZM106 235V236H107ZM127 235V234H126ZM130 235V234H129ZM138 235V234H137ZM243 235V234H242ZM45 236V235H44ZM95 236V235H94ZM99 236V235H98ZM105 236V235H104ZM113 236V235H112ZM117 234H116V239H117ZM132 236V235H131ZM134 236V235H133ZM132 236V237H133ZM140 236V235H139ZM62 236H56L55 237V241H54V246H57V245H60L61 243H62V238H61ZM68 237V236H67ZM72 237H73V235H72ZM101 237H103V235H101ZM131 237V238H132ZM142 237H144V236H142ZM240 237H241V235H240ZM240 237H239V239H240ZM254 239H255V234H254ZM89 238V237H88ZM96 238H97V236H96ZM99 238V237H98ZM128 238V237H127ZM129 238H130V236H129ZM128 238V239H129ZM135 238H136V234H135ZM139 238V239H138ZM134 242H129V248H133V250H135V249H139V248H141L142 246H144V241H143V239H141L140 237H138ZM237 238H238V236H237ZM64 239H65V237H64ZM74 239V238H73ZM115 239V240H116ZM249 239V238H248ZM257 240H258V238H256ZM256 239L254 240V242L256 241ZM97 240V239H96ZM103 240V239H102ZM130 240V239H129ZM243 240H244V238H243ZM252 240V239H251ZM250 240V241H251ZM45 241V240H44ZM174 241V240H173ZM240 241V240H239ZM253 241V240H252ZM46 242V241H45ZM69 242H70V240H69ZM246 242V241H245ZM244 242V243H245ZM257 242V241H256ZM255 242V243H256ZM259 242V241H258ZM42 243V242H41ZM64 243V242H63ZM71 243H73V242H71ZM75 243V242H74ZM116 243V242H115ZM243 243V242H242ZM249 243V242H248ZM248 243H246L247 245H248ZM254 243V244H255ZM8 244V243H7ZM69 244V243H68ZM258 244V243H257ZM3 245V244H2ZM37 245V244H36ZM40 245V244H39ZM46 245V244H45ZM51 245V244H50ZM62 245V244H61ZM119 245V244H118ZM117 245V246H118ZM227 245V244H226ZM9 246H11V245H9ZM9 246H7V247H9ZM24 246V245H23ZM115 246H116V244H115ZM2 247V246H1ZM0 247V264H23L21 261H23V262H25L26 264H64L65 262L64 261H62L61 260V258L60 257H58L59 255L58 254H52L54 257H51L52 255H51V253H52V247H49V248H47V249H42V246H41V248H40V253L42 254V258L41 259H38V260H33V261H31L30 259H29V255L30 254H24V253H16V251H11L12 249H11V247H10V249L9 248H1ZM15 247V246H14ZM46 247V246H45ZM73 247V246H72ZM120 247V246H119ZM118 247V248H119ZM241 247V246H240ZM244 247V246H243ZM20 248V247H19ZM26 248H27V246H26ZM43 248H44V246H43ZM64 248V247H63ZM68 248V247H67ZM144 248V247H143ZM234 248V247H233ZM242 248V247H241ZM7 249V250H6ZM10 251H9V250ZM17 249H18V247H17ZM24 249H25V247H24ZM70 249V248H69ZM142 249V248H141ZM23 250V249H22ZM22 250H18V251H21V252H23ZM67 250V249H66ZM143 250H145V248L143 249ZM237 250H238V248H237ZM236 250V251H237ZM243 251L242 252H245V250L244 249H242ZM256 250V249H255ZM27 251V250H26ZM39 251V250H38ZM55 251H57V250H55ZM68 251V250H67ZM239 251V250H238ZM237 251V252H238ZM257 251V250H256ZM53 252H54V250H53ZM60 252V251H59ZM146 252H147V250H146ZM145 252V253H146ZM241 251H239L238 252V254L240 253ZM251 252H252V250H251ZM250 252V253H251ZM26 253H28V251L26 252ZM57 253V252H56ZM150 253V252H149ZM152 253V252H151ZM234 253V252H233ZM246 253H247V251H246ZM256 253V252H255ZM87 254H89V253H87ZM140 254V253H139ZM142 254V253H141ZM58 255V256H57ZM62 254H60V256H61ZM237 255V254H236ZM244 255L245 254H243L242 255V257H244ZM63 256V255H62ZM87 256H89V258H91V256H90V254L89 255H87ZM143 256H144V254H143ZM151 255H146L145 256V258H144V260H149L151 257H150ZM187 256H188V254H187ZM85 257V256H84ZM153 257V256H152ZM237 257V256H236ZM240 257H241V254H240ZM239 257V258H240ZM264 257V256H263ZM88 258V257H87ZM89 258L85 261V264H89ZM97 259H98V257H96ZM155 258V257H154ZM226 258V257H225ZM66 259V258H65ZM86 259V258H85ZM142 259V258H141ZM140 259V260H141ZM227 259V258H226ZM231 259V258H230ZM253 259V258H252ZM91 260H93V259H91ZM155 260V259H154ZM222 260V259H221ZM223 260H224V258H223ZM232 260H233V257H232ZM67 261V260H66ZM100 261V260H99ZM99 261L98 260H96V262L98 263V264H100L99 263ZM153 261V260H152ZM224 261H226V260H224ZM94 263H95V261H93ZM92 262V263H93ZM101 262V261H100ZM147 262V261H146ZM221 262V261H220ZM223 262V261H222ZM228 261H226V263H227ZM230 262V261H229ZM232 262V261H231ZM68 263V262H67ZM83 263V262H82ZM104 263V262H103ZM102 263V264H103ZM239 263V262H238ZM237 263V264H238ZM246 263V262H245ZM66 264V263H65ZM84 264V263H83ZM159 264H174V263H171V262H161L160 261V263ZM184 264H194L192 261H190V260H185L184 261ZM220 264V263H219ZM230 264V263H229ZM244 264V263H243Z\"/></svg>","mask_w":264,"mask_h":264}]
</instances>
